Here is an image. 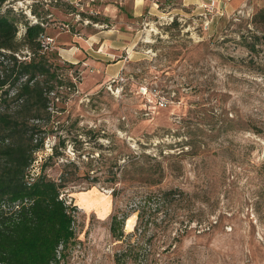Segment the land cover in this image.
Listing matches in <instances>:
<instances>
[{"label": "rangeland", "instance_id": "1", "mask_svg": "<svg viewBox=\"0 0 264 264\" xmlns=\"http://www.w3.org/2000/svg\"><path fill=\"white\" fill-rule=\"evenodd\" d=\"M262 9L264 0H9L0 8L16 18L18 43L26 22L48 26L55 44L46 54L71 50L79 38L82 45L101 39L128 57L113 78L99 59L118 58L103 55L106 45L93 47V57L83 50L75 63L51 60L64 85L48 96L44 150L31 171L56 147L46 174L59 180L70 163L76 177L63 194L74 238L59 249L58 264H116L121 242L112 218L129 207L112 193L111 169L134 177L131 207L150 189L178 188L194 198L178 217L156 216L138 264H264V135L246 124L254 120L264 131V30L253 23ZM15 56L31 53L22 47ZM90 161L101 171L87 175ZM159 175L158 186L148 183ZM192 216L202 225L189 223ZM136 225L133 214L125 233Z\"/></svg>", "mask_w": 264, "mask_h": 264}, {"label": "trees", "instance_id": "2", "mask_svg": "<svg viewBox=\"0 0 264 264\" xmlns=\"http://www.w3.org/2000/svg\"><path fill=\"white\" fill-rule=\"evenodd\" d=\"M8 1L0 0V8ZM253 23L264 30V9L254 15ZM25 27L22 42L18 43L19 29L12 11L0 13V264H58L59 249L68 246L74 238L72 207L63 194L76 177L67 172L70 163L64 166L59 180L46 174L48 162L58 156L56 147H53L52 155L44 159L38 173H32L31 168L36 153L44 150L45 139L40 133L43 128L41 120L48 113V96L64 85L58 74L52 71L53 59L61 56L57 52L46 54L41 48L40 41L48 26L26 22ZM247 46L252 50L253 47ZM22 47L31 53L28 59L19 60L15 56ZM8 68L17 72L14 81H9ZM67 84L74 87L73 83ZM246 124L250 132L264 135L258 122L250 119ZM92 162L87 175L101 171ZM146 171L151 176L155 172ZM110 172L114 197L128 198L129 207L112 218V236L121 242L115 262L138 264L143 236L157 225L156 216L158 219L162 214L163 222L178 217V213L192 206L194 198L178 188L150 189L137 205L131 207L135 201L133 196H127L126 191L130 184L133 185L134 177L122 174L120 178L112 169ZM161 182L162 175L148 181L152 186ZM133 214H137V225L134 233L126 234V221ZM191 222L202 225L203 221L192 216ZM205 231L210 234L211 227ZM133 237L136 240L131 243L129 239ZM169 249L170 246L166 250Z\"/></svg>", "mask_w": 264, "mask_h": 264}, {"label": "crops", "instance_id": "3", "mask_svg": "<svg viewBox=\"0 0 264 264\" xmlns=\"http://www.w3.org/2000/svg\"><path fill=\"white\" fill-rule=\"evenodd\" d=\"M184 1V4H187V5H189V4H199L200 3V1H207V0H183ZM103 32V31H102ZM101 31L99 32V33H96V35L97 34H100V33H102ZM95 36V35H94ZM94 36H92V38L94 37ZM78 40H80L79 38H78ZM77 39H76V41H75V43L76 44H74V47L73 48H71V50H64V52H61L60 53V56L65 60V61H67V62H73V63H75V62H77V61H79L80 60V58H81V56L82 55H84L85 53H88L91 57H93V55H91V52L90 51H93V52H96L95 50L96 49H94L93 47H95V48H97V49H99V51H100V49L104 46V45H106V48L107 49H105V51H103V55L104 56H108V57H110V56H118V58H115V59H107V58H99L100 60H102V62L104 63V62H107V63H109V64H106V65H104L105 67H106V70L108 71V72H110V77H117V76H119L123 71H124V69L126 68V60H127V56L126 57H123L122 55L121 56H119L118 55V53L116 54V51L120 48V47H114V48H112V47H110V48H112V49H110V48H108L109 47V45H107V44H101V43H103V42H101L102 40L100 39L98 42H97V45H95L96 43H94V42H87V43H85L86 45H82L79 41H78ZM98 45H99V47H98ZM100 45H102V46H100ZM125 49V48H124ZM83 50H84V52L85 53H83ZM98 51V52H99ZM131 52H127V55L130 57L131 55ZM114 58V57H113ZM89 60H92L91 58H89Z\"/></svg>", "mask_w": 264, "mask_h": 264}, {"label": "built area", "instance_id": "4", "mask_svg": "<svg viewBox=\"0 0 264 264\" xmlns=\"http://www.w3.org/2000/svg\"><path fill=\"white\" fill-rule=\"evenodd\" d=\"M40 43L42 50L46 52L53 48L55 44V39L53 37L43 36Z\"/></svg>", "mask_w": 264, "mask_h": 264}]
</instances>
